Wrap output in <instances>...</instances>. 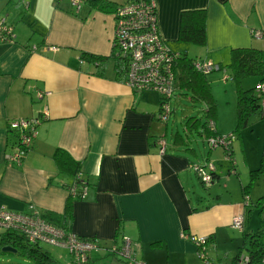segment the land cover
Returning a JSON list of instances; mask_svg holds the SVG:
<instances>
[{
    "label": "crops",
    "instance_id": "crops-1",
    "mask_svg": "<svg viewBox=\"0 0 264 264\" xmlns=\"http://www.w3.org/2000/svg\"><path fill=\"white\" fill-rule=\"evenodd\" d=\"M107 1L101 9L90 0H80L79 8L70 0H0V19L11 27L0 40V210L26 212L33 205L40 212L64 213L74 177L57 171L52 156L61 148L80 163L85 182L84 196L70 199L66 222L77 236L97 240L90 264H129L110 249L126 239L132 258L143 264H200L199 248L181 233L207 237L208 258L230 262L238 252L230 260L212 258L218 235H233L237 215L243 218L242 234L259 229H244L246 185L240 183L233 195L236 186L228 184L230 177L220 183L222 168L212 163L213 181L205 186L187 155L195 151L175 144L174 134L167 147L159 95L132 91L116 75L111 56L114 10L130 0ZM155 2L158 29L174 51L189 49L178 32L181 12L192 9L206 10L207 39L197 60L222 66L233 48L264 50V0ZM84 54L108 60L101 65ZM254 77L253 86L259 85ZM30 117L40 119L38 134L20 163L10 162L6 157L17 136L8 124ZM211 150L203 164L211 161ZM229 162L228 173L237 175L235 161ZM194 177L212 189L208 198L196 193ZM53 252L48 264L70 263L71 256ZM108 255L119 258L98 262Z\"/></svg>",
    "mask_w": 264,
    "mask_h": 264
},
{
    "label": "built area",
    "instance_id": "built-area-1",
    "mask_svg": "<svg viewBox=\"0 0 264 264\" xmlns=\"http://www.w3.org/2000/svg\"><path fill=\"white\" fill-rule=\"evenodd\" d=\"M71 4L79 8L80 0H70ZM114 37L113 49L115 55L126 65L124 82L132 91L141 92L152 90L157 92L162 99V111L158 115L161 121L167 120L168 99L172 96L176 83V72L174 71V60L176 53L168 46L162 38L157 24V9L155 0H130L128 3L116 6L114 10ZM11 27L4 19H0V40L9 37ZM257 37L261 35L258 31ZM197 69L205 73L219 70V64L196 60ZM258 93L261 96V105L264 107V83L258 85ZM39 118H18L9 122L8 127L17 134V140L12 147V152L7 155L10 162L20 163L25 153L31 147L38 131ZM234 134L212 137L207 140L212 149L217 145L226 147ZM164 149V140L161 141V150ZM201 182L209 186L213 181L214 168L210 162L202 165H194ZM75 193V188H71ZM86 188H83V197ZM232 227L241 229L243 218L237 215L232 220ZM6 231L17 232L31 244L39 243L59 246L68 249L71 256L69 264H90V252L98 247L94 238H81L70 229L57 227L47 222L40 216L39 211L29 205L26 212L0 210V235ZM181 236L193 241L199 248V257L203 264H255L248 254L240 253L230 262L213 261L206 255L207 237L189 236L181 233ZM112 252L120 257L127 258L129 264H143L134 260L131 256L129 240H123L119 246L110 248Z\"/></svg>",
    "mask_w": 264,
    "mask_h": 264
},
{
    "label": "trees",
    "instance_id": "trees-1",
    "mask_svg": "<svg viewBox=\"0 0 264 264\" xmlns=\"http://www.w3.org/2000/svg\"><path fill=\"white\" fill-rule=\"evenodd\" d=\"M90 4L92 6H99V8L103 9L107 4H109V1L90 0ZM178 39L180 42L192 43L198 46H204L206 44L205 9H192L181 12ZM174 52L176 53L174 71L176 72V82L178 87L184 88L186 92H189L191 94L190 99L192 101H201L205 104V108L203 110L205 121L197 119L194 116H189L185 123V129L187 131H184H189V133L195 131L206 140L212 137L222 136L215 128L216 103L211 94L210 85L206 77L208 73H205L195 67V58L189 57L185 52ZM111 56L114 57L116 75L120 78L123 77L126 71L125 63L117 57L115 53H112ZM82 57L91 62H98L101 65H104V62L108 60L106 57L93 54H84ZM219 67V70L222 69L225 72L226 69H229L230 77L235 80L237 84L236 113L238 125L236 131L240 127H245L248 124L249 117L254 113L258 112L262 117H264V107L261 105V96L258 93V85L244 89L241 84V79L248 75L258 76L260 83H264V50L255 47L233 48L230 52V61L225 65H219ZM159 101L160 113L162 111V99L160 97ZM173 140L177 145L188 146L187 138H184L181 133H175ZM223 150L231 163H233L234 157L232 154L231 143H229L226 147L224 146ZM52 158L57 171L59 173L73 176L74 181L73 184L68 187L69 197L62 215H55L40 211L39 214L47 222L57 227L70 229V226L66 222L67 220H70L72 216L70 199L74 197H81L85 182L80 178V163L73 159L67 151L57 148L54 151ZM212 174L214 175V171ZM259 174H264V149H262L259 166L250 170L251 178ZM249 184L250 182L246 186ZM73 187L75 188L74 194L71 192V188ZM261 200L262 198L257 201V205L262 204ZM6 244H11L12 246L18 248L21 255L35 260L38 264H48L47 260L50 262L53 260L48 251L41 247V244H31L17 232L6 231L0 235V254L5 253L1 251V247ZM246 244H248V247H246ZM243 247H245L249 258L255 264H264V230L259 228L249 233H243V245L234 259L242 252L241 249Z\"/></svg>",
    "mask_w": 264,
    "mask_h": 264
},
{
    "label": "rangeland",
    "instance_id": "rangeland-1",
    "mask_svg": "<svg viewBox=\"0 0 264 264\" xmlns=\"http://www.w3.org/2000/svg\"><path fill=\"white\" fill-rule=\"evenodd\" d=\"M184 43V42H183ZM186 44V43H185ZM188 50H185L189 57L198 59V56L202 53V47L188 43ZM115 53V51H114ZM230 61V56L229 60ZM111 65V64H110ZM228 75L227 80H223V73L221 71H211L206 77L210 85L211 94L216 103V124L215 128L220 135L233 134L231 139V146L233 149V157L236 165L237 175L228 173V167L230 165L229 160L224 155L222 145H217L212 148V158L210 163H214L217 168H222L220 183H224L225 179L230 177L228 184L231 186H237L240 183L242 187L246 186L247 192V204L249 207L246 211V219L244 229L249 231L250 229H256L259 227L264 230V174H259L255 177L250 176V169L258 167L260 163V156L262 146H264V118H261L260 113L251 115L249 117L248 125L240 127L237 131V113H236V102H237V89L236 82L230 77V70L226 69L225 72ZM244 79V81H242ZM241 79V84L244 89L253 87L254 76L248 75ZM175 89L172 96L168 99V110L166 120V131H165V142L167 147L169 144L172 145V136L175 133H181L184 138L188 140V146L195 151V155L187 154L183 147H179V151L186 153L188 157L197 164H203L204 158L209 150V145L203 136H200L197 132L192 131L191 133L185 132L186 121L189 116H194L197 119L205 121L203 110L205 104L201 101H192L191 94L186 92L184 88H179L177 82L175 83ZM154 94H157V92ZM165 122V121H163ZM194 130V129H193ZM187 131V130H186ZM228 174V175H227ZM231 174V175H230ZM195 191L202 197L208 198V195L212 193L211 188H207L200 184V180L194 177ZM218 186V185H217ZM242 199V194L240 192ZM262 198V204L257 205V201ZM250 201V203H249ZM233 235L227 234L225 231L219 234L217 237V244L212 247L211 255L212 258H221V261L230 260L242 247L243 245V234L238 229L231 228ZM41 247L45 250L51 251L53 255H56L53 250L63 253L64 257L69 256L68 249L59 246H52L41 244ZM248 247V244H246ZM242 254H246V249H241ZM112 256V257H111ZM106 256L105 258L98 259V262L104 263L105 261L115 260L119 258L117 255ZM115 257V258H114ZM114 258V259H113ZM119 259H123L120 257ZM124 260V259H123ZM200 264H203L201 259ZM116 261V260H115ZM0 264H38L35 260L23 256L19 253H4L0 254Z\"/></svg>",
    "mask_w": 264,
    "mask_h": 264
},
{
    "label": "water",
    "instance_id": "water-1",
    "mask_svg": "<svg viewBox=\"0 0 264 264\" xmlns=\"http://www.w3.org/2000/svg\"><path fill=\"white\" fill-rule=\"evenodd\" d=\"M1 251L5 253H15L17 252V249L12 247L11 245H4L1 247Z\"/></svg>",
    "mask_w": 264,
    "mask_h": 264
}]
</instances>
